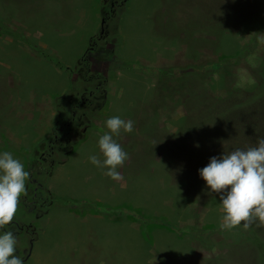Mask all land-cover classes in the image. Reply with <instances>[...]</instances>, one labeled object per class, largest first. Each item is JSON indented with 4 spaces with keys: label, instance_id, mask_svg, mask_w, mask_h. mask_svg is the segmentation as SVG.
Returning <instances> with one entry per match:
<instances>
[{
    "label": "rangeland",
    "instance_id": "374dc122",
    "mask_svg": "<svg viewBox=\"0 0 264 264\" xmlns=\"http://www.w3.org/2000/svg\"><path fill=\"white\" fill-rule=\"evenodd\" d=\"M112 116L134 122L118 182L88 161ZM261 137L264 0H0L24 264H264V224L221 227L198 176Z\"/></svg>",
    "mask_w": 264,
    "mask_h": 264
},
{
    "label": "clouds",
    "instance_id": "9594fccd",
    "mask_svg": "<svg viewBox=\"0 0 264 264\" xmlns=\"http://www.w3.org/2000/svg\"><path fill=\"white\" fill-rule=\"evenodd\" d=\"M107 131L98 138L99 157L90 154L88 161L112 181H121L118 171L128 159L114 137L134 131L132 120L112 116L106 119ZM198 147V145H196ZM208 194H219L223 210L221 227L247 229L252 221L264 224V137L246 150L236 149L220 157L213 156L198 170ZM29 172L10 151L0 150V229L9 225L21 196L26 194ZM16 237L12 231H0V264H24L16 255Z\"/></svg>",
    "mask_w": 264,
    "mask_h": 264
}]
</instances>
